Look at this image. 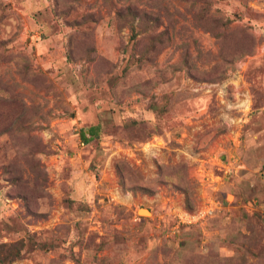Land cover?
Segmentation results:
<instances>
[{
  "label": "rangeland",
  "instance_id": "rangeland-1",
  "mask_svg": "<svg viewBox=\"0 0 264 264\" xmlns=\"http://www.w3.org/2000/svg\"><path fill=\"white\" fill-rule=\"evenodd\" d=\"M0 264H264V0H0Z\"/></svg>",
  "mask_w": 264,
  "mask_h": 264
},
{
  "label": "water",
  "instance_id": "water-1",
  "mask_svg": "<svg viewBox=\"0 0 264 264\" xmlns=\"http://www.w3.org/2000/svg\"><path fill=\"white\" fill-rule=\"evenodd\" d=\"M142 211L143 213L142 214H147V211L146 210H139L138 213Z\"/></svg>",
  "mask_w": 264,
  "mask_h": 264
},
{
  "label": "trees",
  "instance_id": "trees-1",
  "mask_svg": "<svg viewBox=\"0 0 264 264\" xmlns=\"http://www.w3.org/2000/svg\"><path fill=\"white\" fill-rule=\"evenodd\" d=\"M89 133H90V132H88V134H89ZM80 137L83 138V137H84V133L80 134Z\"/></svg>",
  "mask_w": 264,
  "mask_h": 264
},
{
  "label": "bare ground",
  "instance_id": "bare-ground-1",
  "mask_svg": "<svg viewBox=\"0 0 264 264\" xmlns=\"http://www.w3.org/2000/svg\"><path fill=\"white\" fill-rule=\"evenodd\" d=\"M139 213H140V214H142L143 212H142V211H140Z\"/></svg>",
  "mask_w": 264,
  "mask_h": 264
}]
</instances>
